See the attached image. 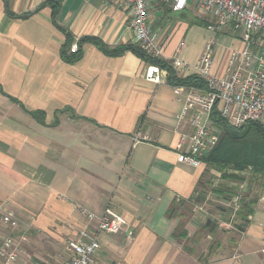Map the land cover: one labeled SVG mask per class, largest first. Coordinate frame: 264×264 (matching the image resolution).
I'll return each instance as SVG.
<instances>
[{
    "label": "crops",
    "instance_id": "obj_1",
    "mask_svg": "<svg viewBox=\"0 0 264 264\" xmlns=\"http://www.w3.org/2000/svg\"><path fill=\"white\" fill-rule=\"evenodd\" d=\"M190 5L180 15L154 0L152 29L168 58L197 34ZM130 21L114 0H0V202L17 222H0V245L8 235L16 244L11 264H63L67 241L110 213L123 233L101 235L97 264H264V170L236 201L213 192L218 170L178 162L194 112L180 127L178 117L189 91L203 90L169 77L149 83L146 61L131 51L107 56L87 43L80 62L61 58L63 29L115 49L134 45ZM206 44L195 55L183 49V60L196 64Z\"/></svg>",
    "mask_w": 264,
    "mask_h": 264
},
{
    "label": "built area",
    "instance_id": "obj_2",
    "mask_svg": "<svg viewBox=\"0 0 264 264\" xmlns=\"http://www.w3.org/2000/svg\"><path fill=\"white\" fill-rule=\"evenodd\" d=\"M128 8L131 15L130 30L134 34V45L149 58L161 60L172 68L177 76L187 71L204 80L207 90L199 94L189 91L185 107L178 117V127L193 110L192 134L182 135L179 150L189 141L188 150L178 154V162L198 168L202 158L211 153L220 139V129L214 120L218 114L228 125L240 130L255 123L264 129V0H163L172 4L173 11L183 12L189 2L210 21L207 29L218 33L229 24L238 25L243 31L245 47L231 53L229 67L218 71L214 53V42H208L199 61L191 65L183 60L185 42H181L172 57H166L165 45L157 31L152 29L151 8L154 0H114ZM254 48L256 49L254 51ZM78 41L71 46V52L78 51ZM145 80L152 84L166 83L169 72L155 64H147ZM139 139H136L138 143ZM90 221L96 219L87 214ZM96 228L82 230L77 238L67 241L69 255L63 264H97L101 252V235L123 233L121 218L110 213L98 218ZM0 222L16 226L15 215L5 210L0 202ZM134 232L125 233L126 241L134 238ZM17 246L11 236L0 245V264H11L18 258ZM264 253V250H263ZM51 264V263H46Z\"/></svg>",
    "mask_w": 264,
    "mask_h": 264
},
{
    "label": "trees",
    "instance_id": "obj_3",
    "mask_svg": "<svg viewBox=\"0 0 264 264\" xmlns=\"http://www.w3.org/2000/svg\"><path fill=\"white\" fill-rule=\"evenodd\" d=\"M183 15V12L180 14ZM207 27V23L205 24ZM67 35V41L61 49V58L67 64H76L83 58V46L87 43L95 45L107 56H120L125 51H131L137 56L143 58L147 64H155L167 69L169 72V82L173 86L197 88L203 91L207 90V84L197 75H191L180 78L169 65L161 60L149 58L138 46L118 47L110 49L99 38L86 37L78 40V51L71 52V46L75 42L71 33L63 29ZM2 92V89L0 88ZM13 102L19 103L11 98ZM36 118L43 116V113L30 112ZM215 122L221 128L223 135L218 146L207 156L202 158V162L215 168L222 173L224 178L235 175H227L229 170L244 172L252 167L255 173L264 170V129L255 123L249 124L243 129L237 130L228 125L218 114H214ZM228 170V171H227Z\"/></svg>",
    "mask_w": 264,
    "mask_h": 264
},
{
    "label": "rangeland",
    "instance_id": "obj_4",
    "mask_svg": "<svg viewBox=\"0 0 264 264\" xmlns=\"http://www.w3.org/2000/svg\"><path fill=\"white\" fill-rule=\"evenodd\" d=\"M191 3L192 2H189V5ZM190 7H193V6L190 5ZM189 9H191V13L194 10L192 8H189ZM179 14L180 13H176L174 15L179 16ZM194 21L199 22V26H198L199 28L195 30L197 34L194 36H191L192 38L190 37V35L188 36V43L186 47L184 48V51L186 50L187 52L191 53V55H195L196 50L198 49L201 43L206 44L208 42H214V53H215L216 60H217L216 70L217 69L218 71L223 70V69L226 70L229 67V61H230L229 57L231 56V53L234 50H239L246 46L245 41L243 40L242 29L238 25L232 23V24H229L227 27H225L222 31L218 33L210 32L207 29V26L205 25L206 23L207 25H209L210 23L209 19L200 13L199 14L196 13ZM256 49L254 48V51ZM252 172H254V170L251 167H249L244 172L229 170L226 174L235 175V176H230L228 178H224L221 172L220 173L214 172L211 175L212 177L211 179H214L216 181H214L213 183L214 186L212 190L213 192L222 191V190L228 191V193L233 195L237 201V199H239V195L244 194L247 191L245 183L249 179L254 177L252 176L253 174ZM222 178L224 179V182H220ZM241 184H244L245 187L242 186ZM219 235H220V232L211 233L212 241L218 240ZM208 241H211V240H208Z\"/></svg>",
    "mask_w": 264,
    "mask_h": 264
}]
</instances>
